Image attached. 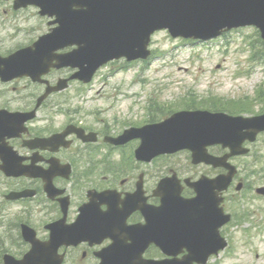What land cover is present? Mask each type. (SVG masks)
I'll return each instance as SVG.
<instances>
[{
	"label": "rangeland",
	"instance_id": "374dc122",
	"mask_svg": "<svg viewBox=\"0 0 264 264\" xmlns=\"http://www.w3.org/2000/svg\"><path fill=\"white\" fill-rule=\"evenodd\" d=\"M12 5L13 0H0V52L4 53H11L21 45H29L49 29L47 19L39 15L38 8L30 7L13 11ZM173 39L166 30L158 31L152 38L151 48L155 52H160L159 57L153 54L149 63L136 62L124 71L109 70V66L105 67L97 73L92 84L84 86L73 83L64 93L82 94L85 97L80 105L83 111L98 110L101 118L115 114L120 120L138 116L134 119L136 124L144 121L147 115L146 109L137 107V104L127 96L143 93L139 85L135 84L140 78L144 85L146 101L149 97L156 96L154 99H158V108L163 113L171 112L174 107H181L186 102L188 105H185L186 108L191 109L216 107L236 112H240L241 109L243 112L264 111V98L261 102L260 96H257L259 89L264 95V63L262 62L264 48L255 28L235 29L222 38L208 41ZM62 75L67 74H57L53 78L57 79ZM136 79L137 81H134ZM2 89L6 93L4 103L17 99L16 95L11 96L13 92L40 94L44 91L40 85L30 84L27 80L17 84H3ZM106 96H109V100L105 99ZM136 98L137 103L142 102L139 96ZM57 99L59 97L53 96L50 102ZM86 115L91 120L92 117L88 113ZM136 147L125 149L124 154L116 152L112 156L116 161L123 157L129 158ZM255 147L261 152L260 154L252 159H238L236 163L243 166L245 161L253 160L252 172L258 174L253 181L262 184L264 183V135ZM94 155L103 156L100 152ZM140 166L151 173L152 179L172 169L178 170L185 176L210 172L206 166H193L187 152L171 157H159L150 163H141ZM232 192L236 200L231 202V206L235 211L243 214V220L238 215V222L227 229L230 246L210 264H264V200H257L254 191ZM243 195L247 203H244ZM11 208L18 207L13 204ZM39 215L47 220L42 213ZM39 220L42 219L34 220L33 224L42 228L39 232L43 237L47 233ZM259 231L262 233L261 236L256 234ZM12 234L16 237V227H13ZM1 237L6 238L5 232ZM6 248L8 252L19 257L27 246L22 240L17 246L8 240ZM95 263L96 260L81 259L79 253L72 256L67 264Z\"/></svg>",
	"mask_w": 264,
	"mask_h": 264
},
{
	"label": "water",
	"instance_id": "95a60500",
	"mask_svg": "<svg viewBox=\"0 0 264 264\" xmlns=\"http://www.w3.org/2000/svg\"><path fill=\"white\" fill-rule=\"evenodd\" d=\"M35 0H19L16 7L25 6ZM62 1L67 6V13H60L63 20L71 27L87 25L92 28L98 22L95 36L103 32L112 48L122 54L132 56L137 51H144L150 34L159 28L170 27L175 35L190 32L188 35L215 36L227 26L257 24L264 36V0H52ZM86 5L87 10L69 12L71 5ZM62 9V8H61ZM60 29V28H59ZM181 30V31H180ZM62 34V30L59 31ZM142 55V54H141ZM226 115L206 113H180L164 124L152 129L151 139L137 150V157L146 158L155 151H176L189 146L194 148V140L217 136L223 140L233 134L230 125H237L240 139L244 123L239 117L227 121ZM245 120V119H243ZM218 123L210 133L209 125ZM226 125V127H225ZM234 153V152H233ZM201 151L195 153L196 162L201 161ZM211 249L220 247L218 239H213Z\"/></svg>",
	"mask_w": 264,
	"mask_h": 264
},
{
	"label": "flooded vegetation",
	"instance_id": "af4514ba",
	"mask_svg": "<svg viewBox=\"0 0 264 264\" xmlns=\"http://www.w3.org/2000/svg\"><path fill=\"white\" fill-rule=\"evenodd\" d=\"M0 99L2 100L3 98L0 97ZM18 105H21L26 109H29L32 106L31 103H19ZM73 121L69 120L63 124L62 122H59L55 116L49 121L45 119V116L40 115L38 112L32 119L27 121V127L25 128V131L21 132V136L13 138L9 141V144L14 147L19 156L23 157V165L29 166L30 169L34 167V171L37 170L39 172H46L53 167L54 169L56 168V171L61 174V176H59V174L55 176L53 181L55 187L62 193L55 194L51 199L48 198L44 191V179L42 177H32L26 175L18 177L7 176L3 171L0 170V212L3 214L4 212L2 209L6 208L10 204L20 202L28 204L27 207L21 211V213L17 212L13 217L20 222L19 230L21 224L23 223V221H21V216H24L29 220L27 223L33 221L31 217H37L39 211L47 213L49 223L61 218L62 206L65 203L66 198L68 199V203L66 204V222L71 223L76 219L80 208L84 204L91 202V190H94L96 193H98L100 198L102 197V200L105 201L104 203L107 204V202H109V195L104 196L105 193L109 191H116L117 194L113 195H116L118 200L121 201V199L125 197L128 192H133L136 188L137 179L135 177V173L139 169L138 166L130 164L127 172L125 173L122 169L116 166L111 167L107 157L104 163V166L106 165V167L104 168V172H101L100 170L96 171L97 168H99V161L94 163L91 157L87 156L88 149L91 150L93 146H100L101 141V143H104V145L110 144L109 142H104L107 136L118 135V132H115L112 129L113 125H101V123H98V126H87L84 125L85 122L82 119L77 118L73 119ZM121 122L128 124L124 127L135 126L130 120H117V123L121 124ZM41 123H46L45 127L40 128L38 125ZM69 126H72V128L70 131H68V133H66ZM76 126L85 129V131L96 132L98 138L97 142L93 143L91 141H84L80 139L76 130ZM55 135H57L56 140H54L48 147L44 149L39 147L32 149L27 145L29 141L36 138H50L54 137ZM131 143H129V145ZM250 145L252 146L253 151L251 150L249 155L261 153L257 147H255V143ZM3 163V158H0V166ZM65 164H67L68 167L67 165L63 167ZM246 170L247 168H244L243 165V174H240L237 177V180L243 183V192H253L260 186L264 187V183L258 184L256 181H253V177L249 176ZM65 173L66 176L64 177ZM140 176H142L144 187L148 192V197L150 200L152 198L150 193V180H152L151 175L146 171H143L141 172ZM146 176L148 178L147 183ZM185 189L186 190L184 191L186 192L187 196L194 195L192 190L190 191V189ZM23 190L34 191L35 197L31 199L23 198L15 202L9 200L6 197V195L10 192ZM230 191L231 189H229L228 192L224 194L223 201L225 207L232 200H236V198L231 197ZM242 198L244 203H247V199L244 195ZM29 203L32 204V206H29ZM38 205L42 207V210L36 209ZM100 207H102V209L107 208L106 205H102ZM7 216V214L3 215V219H6ZM139 217L140 216L138 213L134 214L131 217V222L135 223ZM14 227H16V238L19 239L17 224H14ZM12 232L13 228H10V230H5L6 237H12ZM110 243L111 239H106L100 245H91L89 242H85L77 247L71 246L69 248H64L63 250L64 252H67V259L71 258L75 254L81 253V259L89 258L92 260L101 261L102 258L97 252L101 251Z\"/></svg>",
	"mask_w": 264,
	"mask_h": 264
}]
</instances>
